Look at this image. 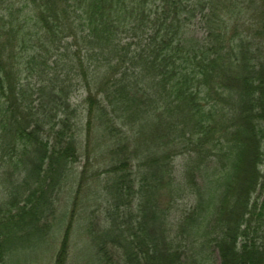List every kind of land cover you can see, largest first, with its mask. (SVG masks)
I'll list each match as a JSON object with an SVG mask.
<instances>
[{
    "label": "trees",
    "instance_id": "obj_1",
    "mask_svg": "<svg viewBox=\"0 0 264 264\" xmlns=\"http://www.w3.org/2000/svg\"><path fill=\"white\" fill-rule=\"evenodd\" d=\"M239 9L0 0V236L66 217L77 185L84 264H264V41ZM191 193L174 237L162 195Z\"/></svg>",
    "mask_w": 264,
    "mask_h": 264
},
{
    "label": "rangeland",
    "instance_id": "obj_2",
    "mask_svg": "<svg viewBox=\"0 0 264 264\" xmlns=\"http://www.w3.org/2000/svg\"><path fill=\"white\" fill-rule=\"evenodd\" d=\"M241 3L240 12L234 13L231 26L235 24L237 33L251 40L262 39L264 41V17H255V13L264 10V0H238ZM249 7V9H248ZM200 17H196L193 22L192 33L201 36L205 31L202 28ZM233 28V27H232ZM257 29L259 32H257ZM254 41V40H252ZM184 157H178L176 164L181 169ZM264 169V167H263ZM198 181L203 179L198 177ZM203 184V183H199ZM71 187V185H69ZM73 192L67 186L60 195L59 204L68 208L69 213L65 217V213L58 215V219L54 220L52 216L46 217L42 224L37 223V228L5 230L6 233L1 235L0 244V264H84V257L88 253L83 240L84 230L78 226L77 219L85 214L86 204L82 201V193L77 194V185L73 187ZM76 191V193H75ZM256 197L264 199V193L261 188L257 191ZM162 204L170 205L173 208L170 214L166 216L169 222L168 231L174 234L178 230L184 209L187 205H191L195 199V194H190L182 198L181 201H174L169 195H162ZM18 219V218H17ZM18 221V220H17ZM48 221V222H47ZM53 224L51 225V223ZM73 223V227H70ZM49 224V227L47 226ZM56 224H58L56 226ZM74 225L76 227H74ZM54 226V227H53ZM18 242L13 245V240L18 238ZM175 237V236H174ZM190 240L192 239L189 235ZM7 240V241H6ZM9 242V243H8ZM3 243H6L4 245ZM208 251V249H207ZM210 264H220V257L217 251L211 254Z\"/></svg>",
    "mask_w": 264,
    "mask_h": 264
}]
</instances>
